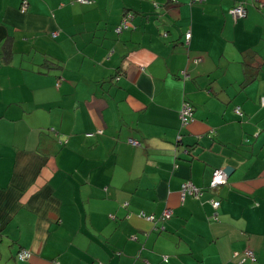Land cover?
<instances>
[{
	"label": "crops",
	"instance_id": "obj_1",
	"mask_svg": "<svg viewBox=\"0 0 264 264\" xmlns=\"http://www.w3.org/2000/svg\"><path fill=\"white\" fill-rule=\"evenodd\" d=\"M192 3L0 0V264H264V0Z\"/></svg>",
	"mask_w": 264,
	"mask_h": 264
},
{
	"label": "built area",
	"instance_id": "obj_2",
	"mask_svg": "<svg viewBox=\"0 0 264 264\" xmlns=\"http://www.w3.org/2000/svg\"><path fill=\"white\" fill-rule=\"evenodd\" d=\"M81 3H86V0H78ZM206 0H193V4H203L205 3ZM28 8V4L26 1L23 2L22 5V12H26ZM233 17L235 20H239L243 17H245L246 15V10L243 4H240L239 6L235 7L232 11H231ZM122 29H128V22L127 19L123 21L122 25L118 28V32H121ZM57 34L54 35V37H56ZM191 38V34L187 35V42L190 41ZM262 104L264 105V98L261 99ZM235 113L239 116L243 115V110L242 107L237 106L235 108ZM181 120H182V124L183 127H188L193 121V110L190 106L185 105L183 106V109L181 111ZM93 136V134H88V137ZM130 143L134 146H139L140 142L131 139ZM225 183H227V176L225 174V172L223 170H215L214 174H213V178L210 184V189L211 190H216L219 187H221L222 185H224ZM188 194H193L195 196H200L202 195V191L198 188H196L192 183H185L183 185V189H182V195H181V200L184 201L185 198L187 197ZM214 208H218L220 205V202L218 201H212L211 202ZM173 215V211L170 209H167L164 211V213L162 214L161 218H160V222L165 223L167 220H169ZM140 216L150 222H155L156 218L153 215H147L146 213H141ZM246 256L248 257V259L251 260V262H255L256 261V257L254 255L253 252L248 251L246 253ZM17 258L19 261H28L32 258V253L28 250H21L18 252L17 254Z\"/></svg>",
	"mask_w": 264,
	"mask_h": 264
},
{
	"label": "trees",
	"instance_id": "obj_3",
	"mask_svg": "<svg viewBox=\"0 0 264 264\" xmlns=\"http://www.w3.org/2000/svg\"><path fill=\"white\" fill-rule=\"evenodd\" d=\"M78 1V0H77ZM207 1V0H206ZM27 2V1H26ZM79 2V1H78ZM206 3V2H205ZM205 3H203V4H205ZM28 4V3H27ZM193 4V3H192ZM203 4H200V5H203ZM22 5H23V3H22ZM193 5H199V4H193ZM28 9V8H27ZM21 11H22V7H21ZM25 13V12H24ZM126 18V17H125ZM127 22H128V19H127ZM121 26V25H120ZM119 26V27H120ZM130 27H129V23H128V29H129ZM128 29H122V31H121V33L123 32V31H125V30H128ZM56 33H54L53 34V38H56L58 35H56V37H54V35H55ZM186 40H187V35H186ZM262 98H264V96L263 97H261V99ZM261 103V105H263L262 104V102H260ZM184 104L185 105H188V106H190L191 108H192V110H193V112H194V107H193V105L189 102V101H184ZM264 106V105H263ZM219 202V201H218Z\"/></svg>",
	"mask_w": 264,
	"mask_h": 264
},
{
	"label": "water",
	"instance_id": "obj_4",
	"mask_svg": "<svg viewBox=\"0 0 264 264\" xmlns=\"http://www.w3.org/2000/svg\"><path fill=\"white\" fill-rule=\"evenodd\" d=\"M225 174H226V176H227V179H228V177L230 176V174H231V172H232V169H226L225 171Z\"/></svg>",
	"mask_w": 264,
	"mask_h": 264
}]
</instances>
